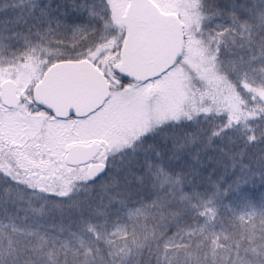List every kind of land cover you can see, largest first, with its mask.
<instances>
[{
    "label": "snow or ice",
    "instance_id": "1",
    "mask_svg": "<svg viewBox=\"0 0 264 264\" xmlns=\"http://www.w3.org/2000/svg\"><path fill=\"white\" fill-rule=\"evenodd\" d=\"M0 264H264V0H0Z\"/></svg>",
    "mask_w": 264,
    "mask_h": 264
}]
</instances>
